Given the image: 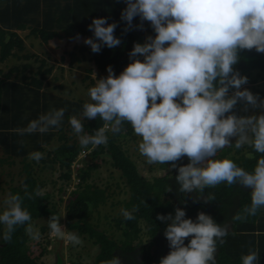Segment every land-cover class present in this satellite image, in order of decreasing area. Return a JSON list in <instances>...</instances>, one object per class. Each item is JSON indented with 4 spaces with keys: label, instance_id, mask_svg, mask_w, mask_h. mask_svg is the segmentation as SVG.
Wrapping results in <instances>:
<instances>
[{
    "label": "trees",
    "instance_id": "1",
    "mask_svg": "<svg viewBox=\"0 0 264 264\" xmlns=\"http://www.w3.org/2000/svg\"><path fill=\"white\" fill-rule=\"evenodd\" d=\"M125 7V0H0V179L5 175L13 182L18 176L16 183L8 186V192L21 195L33 226L42 218L47 222L46 225H38L40 239L34 241V247L29 244L31 237L25 231L26 225L16 228L10 242L0 241V264H44V259L51 253L55 259L52 264H64L57 251L48 249L55 239L48 238V219L59 217L58 202L71 186L72 175L75 176L76 188L69 191L63 224L66 232L80 237L81 243L86 239L97 247L91 264H104L113 256L119 257L121 264H159L171 249L164 235L168 222L158 220L157 215L174 216L177 207L185 210V218L195 221L197 214L204 212L216 223L227 225L225 242L217 245V264H241V255L247 254L249 249H258L259 264H264V208L259 209L255 216L233 219L237 213L243 215V208L250 204V188L221 183L205 188L203 192H181L175 177L178 167L188 164L189 158L183 156L175 162L148 164L134 143L137 135L128 122L123 124L120 133H107L106 145L89 146L87 149L79 145L68 118L78 116L82 105L89 102L88 89L95 85L96 80L108 76L109 66L118 76L132 59L143 60L140 55L130 58L129 52L135 43H144L147 37L156 35L150 22L141 21L139 16L133 18L129 27L121 19ZM99 17H105L107 23H116L114 35L121 42L112 48L102 46L99 52H93L83 41L85 38L96 39L88 26L93 18ZM24 30L45 45L50 41H60L62 47L58 63L49 65L45 59L28 52L18 32ZM77 34L79 39H76ZM68 43L73 45L66 49L64 44ZM238 57L233 70L247 77L243 89H253L258 100H264V90L257 85L260 82L264 85V53L243 49L238 51ZM82 65L85 74L78 82L84 97H76L70 91L66 95L54 91L62 87L59 80L64 77L65 68L70 74ZM54 71L58 74L50 79ZM51 81L55 84L48 88ZM76 81L70 83L75 85ZM233 91L230 88L229 95ZM248 106L251 105L238 100L231 112L245 116ZM61 107L65 108V116L58 128L43 134L18 133L17 129L26 127L40 114ZM104 123L99 117L85 118L84 131L92 134ZM52 141L57 145L53 149H45ZM130 142H133L131 147ZM34 151L44 153L38 162L30 159V153ZM259 155L248 146L241 149L225 147L217 152L216 158H230L251 171ZM140 156L142 158L139 159ZM103 157H107L111 168L119 173L113 185L108 183L104 187L93 180L95 169ZM79 162L80 166L74 168V164ZM173 163L176 167H172ZM4 166H18V171L15 175L10 170L4 172ZM46 169L58 172L57 178L49 181L53 191L41 176ZM111 187L116 189V193H113L114 189L108 192ZM112 194L118 198L122 196L118 209H136L134 219L125 220L119 210L112 220L106 218L107 221L95 224L92 214L111 201ZM208 196L214 199L206 202ZM116 233L118 237H115ZM187 242L188 238L185 244ZM72 248L69 251L70 264H86Z\"/></svg>",
    "mask_w": 264,
    "mask_h": 264
},
{
    "label": "clouds",
    "instance_id": "2",
    "mask_svg": "<svg viewBox=\"0 0 264 264\" xmlns=\"http://www.w3.org/2000/svg\"><path fill=\"white\" fill-rule=\"evenodd\" d=\"M125 3L121 19L131 27L133 18L139 16L141 21L150 22L156 35L147 37L144 43H135L129 52L130 58L140 55L143 60L132 59L118 76L109 66L108 76L96 80L88 89L89 102L82 105L78 116L68 118L79 145L83 149L106 145L107 133H120L128 122L141 138L138 151L148 164L189 158L188 164L178 167L175 177L181 192H203L221 183L240 184L251 189L250 204L243 208V215L237 213L233 219L255 216L264 208V113L237 116L231 110L238 100L264 108V100L258 105L257 96L248 89L241 90L247 77L233 70L239 50L264 53V0H125ZM88 27L96 39L85 38L83 42L93 52L121 42L114 35L116 23H107L105 17L93 18ZM230 88L234 89L231 95ZM64 116L65 108L51 109L17 131L21 135L47 133L58 128ZM97 117L104 125L92 134L86 133L85 118ZM244 146L260 154L251 171L230 158H216L217 152L225 147ZM42 158L40 151L30 153V159L37 162ZM74 165L75 168L80 163ZM172 167H176L175 163ZM72 178L75 180L74 175ZM213 199L205 198L206 202ZM135 211L121 208L120 214L125 220H132ZM185 216V210L179 207L174 216L157 215L158 220L168 222L164 235L171 249L159 264H217V245L225 242L227 225L216 223L204 212H199L195 221ZM22 225H26L31 239H40L21 195L9 193L0 200V241L10 242L16 228ZM48 227L52 236L73 245L81 243L76 233L66 232L58 217L51 216ZM259 261L258 249H249L240 257L241 264ZM104 264H121V260L113 256Z\"/></svg>",
    "mask_w": 264,
    "mask_h": 264
},
{
    "label": "rangeland",
    "instance_id": "3",
    "mask_svg": "<svg viewBox=\"0 0 264 264\" xmlns=\"http://www.w3.org/2000/svg\"><path fill=\"white\" fill-rule=\"evenodd\" d=\"M20 36L24 39L25 44H26V49L28 52L30 53H34L38 56H40V58L45 59L49 65H55V63H58V57H59V53L61 52V47H62V43L60 41H50L48 44H42L40 43L39 39L34 38L33 36L28 34L27 30L24 31H18ZM72 43H68V44H64V47L66 49H69L72 47ZM8 67V66H7ZM57 71H54L52 73V75L50 76V79L52 76L57 75ZM75 74V76H74ZM85 74L84 71V65H82L81 67L78 68H74V71H72V73L69 74V72L67 71V69L65 68V71L62 73V75L64 76L63 78H61V80H59V83H61L62 87L55 89L54 91L58 92L59 94H63L66 95V93H68L69 91L72 93V95H76V97H84L85 95L83 94V88L82 86H80V83L78 82V80L80 79L81 75ZM72 76V77H71ZM76 81V84L74 85L70 83V81ZM88 81V80H87ZM52 82V81H51ZM263 82L257 83L258 87L260 90H264V85L262 84ZM55 83L52 82L51 85L48 86L52 87ZM86 85V83L84 84V86ZM79 86V87H78ZM245 87V85H241V90ZM77 88H79L80 90H77ZM49 90V89H48ZM250 92H254L253 89L250 90ZM78 94V95H77ZM80 94V95H79ZM254 94V93H253ZM255 95L258 94L255 91ZM259 101L258 100V105H259ZM245 116H249V115H259L261 113H264V108H261L259 106L257 107H253V106H248V108L245 111ZM136 140H135V144L138 146L139 142H140V137L136 136ZM235 138H232V142L234 143ZM131 147L133 145V142L129 143ZM57 145L56 141H52L49 145L45 146V149H53L55 146ZM130 150H132V148H130ZM136 151V148H135ZM44 156V153H43ZM103 161L99 162V166L97 169H95L94 172V176H93V180L94 182H97V184H99L100 186L104 187L105 185L108 186V183H110V185H113L115 181L118 180L119 178V173L117 171H115L113 168H111V166L108 163V158L107 157H103ZM142 158V156L139 157V159ZM138 160V158H135ZM81 164V162H79ZM4 172H7L8 170H10L11 174H14L18 171V166H13V167H8V166H4ZM42 178L47 180L48 183L49 181H51L52 179H56L58 176V172L56 171H51L50 169H46L43 173H42ZM92 178V177H91ZM18 176L14 177L13 182L11 181V179L9 178V176H3L2 179H0V200H2L7 194H9L8 192V186L10 185V183H16V181L18 180ZM74 180V178H72ZM76 182V180H74L73 182L71 181V186L68 188V190L66 191L65 194L61 195L62 201L58 202V206L57 209L59 211V217H58V222L61 226H64L63 224V218H64V206L67 203V199L69 198V191L72 189H75V185H73ZM58 185V184H57ZM57 185H55L54 187H57ZM73 185V186H72ZM49 188L51 191L54 190L53 186L51 185V182L49 183ZM114 188H110L108 192H110V190L112 191ZM113 193H116V189L113 190ZM55 195H57L58 197V193H54ZM60 197V195H59ZM122 196H119V198H121ZM119 198L118 196H116V194H112V199L111 201L105 203L104 205L100 206L97 211L95 213L92 214V218L94 220H92L95 224L96 222L102 223L103 221H107V219H111L113 217H116L119 214V210L118 209V202H119ZM57 199V198H55ZM36 224L33 226L35 229H38V225H46V219H41L38 220L37 222H35ZM41 223V224H40ZM110 231V230H109ZM50 233V232H49ZM114 236V235H113ZM119 234H115V237H118ZM48 238L50 239H54L52 244H50V247H48V249L52 250V251H57L59 253V255L62 257L64 263L69 260V251L71 250L72 247H74V245L71 242H65V239L63 238H57L55 236L52 235H48ZM29 244L31 245V247H34V240L30 239ZM71 246V247H70ZM74 249V248H72ZM97 251V247L94 244H91V242L85 239V241H83L79 246L76 247V249H74V253L80 254L82 257V260L86 263V264H91L93 261V257L95 252ZM54 254H48L46 256V258L44 259V264H52L54 262Z\"/></svg>",
    "mask_w": 264,
    "mask_h": 264
},
{
    "label": "built area",
    "instance_id": "4",
    "mask_svg": "<svg viewBox=\"0 0 264 264\" xmlns=\"http://www.w3.org/2000/svg\"><path fill=\"white\" fill-rule=\"evenodd\" d=\"M64 264H70V262L67 260Z\"/></svg>",
    "mask_w": 264,
    "mask_h": 264
}]
</instances>
